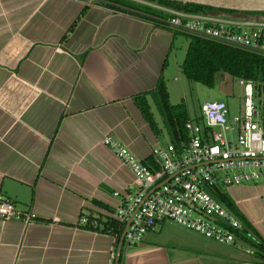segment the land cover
Instances as JSON below:
<instances>
[{"label": "crops", "instance_id": "crops-1", "mask_svg": "<svg viewBox=\"0 0 264 264\" xmlns=\"http://www.w3.org/2000/svg\"><path fill=\"white\" fill-rule=\"evenodd\" d=\"M100 1L0 0V196L37 218L0 220V264H110L114 240L77 226L81 214L107 217L113 195L133 190L102 140L142 162L164 145L151 99L160 134L134 98L159 80L169 95L182 62L177 38ZM226 195L264 241V180ZM246 251L164 222L124 248L122 264H261Z\"/></svg>", "mask_w": 264, "mask_h": 264}, {"label": "built area", "instance_id": "built-area-1", "mask_svg": "<svg viewBox=\"0 0 264 264\" xmlns=\"http://www.w3.org/2000/svg\"><path fill=\"white\" fill-rule=\"evenodd\" d=\"M85 1L88 6L101 4L100 0ZM126 1L137 9L109 3L111 12L138 17L172 36L202 39L264 58V22L210 15V12H226L218 9L195 13L158 1ZM238 82L244 97L237 114L230 115L224 102L202 104L200 122L190 119L183 126L185 139L157 145L151 150V166L139 161L110 136L104 137L102 146L134 176L133 190L122 197L113 195L119 198L118 204L107 217L81 214L77 226L107 234L114 240L110 264H115L119 243L117 234L109 226L111 222L122 229L123 249L137 245L164 222L219 245L233 247L241 243L240 236L246 235L242 223L217 201L215 192L226 194L230 187L264 180V84ZM0 220H19L25 225L37 222L32 211H18L2 196Z\"/></svg>", "mask_w": 264, "mask_h": 264}, {"label": "trees", "instance_id": "trees-1", "mask_svg": "<svg viewBox=\"0 0 264 264\" xmlns=\"http://www.w3.org/2000/svg\"><path fill=\"white\" fill-rule=\"evenodd\" d=\"M105 1L137 9L135 5L126 0ZM148 1H158L165 6L186 12L202 13L208 9H213L208 6L184 3L177 0ZM138 10L146 12L145 10ZM177 35H174V37H177ZM186 38L188 39V45L180 64V71L188 82L199 83L208 89H212L215 86L216 77L226 75L236 80L264 84V58L202 39ZM148 96L162 120L163 127L171 143L185 139L183 126L186 121L192 119L195 122H200L201 120L200 114L194 118L190 117L183 101L177 105H171L166 85L162 80H159L154 91L134 98L137 109L155 134H160L161 131L154 121V115L147 99ZM145 162L149 166L152 165L150 158ZM215 198L242 223L246 235L240 236L241 242L252 249L254 262L264 263V241L253 231L244 217L237 212L225 193L217 191L215 192ZM109 226L117 234L118 243L122 233L121 227L113 222L109 223ZM122 251L123 247L120 252L119 264H122Z\"/></svg>", "mask_w": 264, "mask_h": 264}, {"label": "rangeland", "instance_id": "rangeland-1", "mask_svg": "<svg viewBox=\"0 0 264 264\" xmlns=\"http://www.w3.org/2000/svg\"><path fill=\"white\" fill-rule=\"evenodd\" d=\"M213 9L217 10L216 8ZM244 13L252 15L263 14L258 12ZM176 38L177 42L175 44L183 60L188 39L181 35H177ZM169 89V103L177 105L183 101L191 118L200 114L199 108L206 102H224L229 108L230 115H235L238 113L244 97L243 87L239 85L238 80L232 79L229 76L216 77L214 88L208 89L199 83L188 82L180 70L171 77ZM157 120L162 131L161 142L164 144L168 143V135L161 123L160 117Z\"/></svg>", "mask_w": 264, "mask_h": 264}, {"label": "water", "instance_id": "water-1", "mask_svg": "<svg viewBox=\"0 0 264 264\" xmlns=\"http://www.w3.org/2000/svg\"><path fill=\"white\" fill-rule=\"evenodd\" d=\"M184 3H193L210 8H216L220 11L226 12H210V15L231 18L236 20H256L264 22V15H244V14H232L227 12H258L264 13V0H177ZM124 234L120 237L116 249L115 264H119L120 252L122 249Z\"/></svg>", "mask_w": 264, "mask_h": 264}, {"label": "flooded vegetation", "instance_id": "flooded-vegetation-1", "mask_svg": "<svg viewBox=\"0 0 264 264\" xmlns=\"http://www.w3.org/2000/svg\"><path fill=\"white\" fill-rule=\"evenodd\" d=\"M262 15H264V13Z\"/></svg>", "mask_w": 264, "mask_h": 264}]
</instances>
